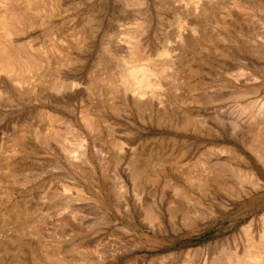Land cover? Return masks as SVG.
<instances>
[{"label": "rangeland", "instance_id": "1", "mask_svg": "<svg viewBox=\"0 0 264 264\" xmlns=\"http://www.w3.org/2000/svg\"><path fill=\"white\" fill-rule=\"evenodd\" d=\"M6 1L0 0V13ZM28 1L34 2L28 9V33L12 35V43H19L13 45L14 51L17 48L14 76H20L25 92L17 95L8 78L0 74V264H264V160L260 159L264 156V112L258 115L261 122L255 117L258 105L264 101V0ZM23 41L30 55H37L40 48L44 50L42 58L50 60L48 69L46 64L41 68L29 60L22 62L19 49ZM124 63H133L145 78L152 77L158 125L149 122L145 101L138 108L111 100L108 87H88L87 82L93 83L97 77L102 79L111 73L118 76L126 69ZM122 73L129 75L126 70ZM64 77L82 85H77L75 95L62 87ZM57 84L64 90L55 87ZM113 104L120 106V115L110 111ZM85 109L104 121L100 131L91 133L81 120ZM47 111L51 119L44 114ZM66 128L69 132L80 130L88 140L87 154L96 163L98 176L102 174L98 157L101 152L107 155L103 158L110 166L105 167L108 181L102 180L101 188L93 178L85 180L83 171L62 156L59 145L68 132ZM53 130H57L55 134ZM38 132L41 134L37 137ZM50 136L53 141L48 140ZM114 136L129 152L126 157L119 153L118 161L113 160L116 166L108 160L111 156L106 145ZM134 151L140 159L134 157ZM151 154L156 167L157 203L152 219L147 217L149 208L145 206L149 201L146 179L141 185L143 193H139L140 209H118L110 200L116 193L133 196L132 186L120 180L130 155L149 171ZM237 164L253 173L234 169ZM72 173L82 178L84 191L80 192V186L69 179ZM117 175L119 184L126 186L110 184L118 180ZM176 184L185 187L183 192L176 191ZM66 186L70 189L64 191ZM80 193L87 201L77 198ZM26 208L35 210L28 223L12 216L15 209ZM36 213L41 214L40 218ZM74 214L83 215V219H72ZM33 216H37L35 220ZM257 250L263 256L260 261L253 257Z\"/></svg>", "mask_w": 264, "mask_h": 264}, {"label": "bare ground", "instance_id": "2", "mask_svg": "<svg viewBox=\"0 0 264 264\" xmlns=\"http://www.w3.org/2000/svg\"><path fill=\"white\" fill-rule=\"evenodd\" d=\"M31 2V1H30ZM30 2L28 1V0H8V1H6V3L4 4V8H3V10H2V12L0 13V29L2 30V35H0V74L2 73L4 76H6L7 78H8V82H11L12 83V87H13V89L15 90L14 92L16 93L17 92V95H20V93L21 92H25V91H23L24 90V88L21 86L22 84H20L21 82L19 81V79H20V76L18 77V78H15V72H16V67H15V63H14V58H16L15 57V51L17 50V48L15 47V51H14V46L15 45H17V44H19V43H17V44H13L12 43V41H13V38H12V35H21L22 36V34H24L26 31H27V26H28V22H31V18L29 19V14H28V9H29V7H30ZM234 2V1H233ZM237 2V1H236ZM236 2H234V3H236ZM239 2V1H238ZM31 3H34V2H31ZM241 3V2H240ZM240 6H242V5H240ZM32 7V6H31ZM238 7V6H237ZM33 13V12H32ZM30 15H33V14H30ZM32 18H33V16H32ZM33 19H35V17L33 18ZM30 20V21H29ZM36 20V19H35ZM27 33H28V31H27ZM25 35V34H24ZM22 39V38H21ZM21 39L19 40V41H21ZM26 39V38H25ZM23 40V39H22ZM26 42H27V40H25ZM29 42H30V40H28ZM14 42V41H13ZM32 42V41H31ZM16 43V42H15ZM21 43V42H20ZM28 43V42H27ZM26 43V45H28ZM34 43V42H33ZM31 44V43H30ZM14 45V46H13ZM25 44H24V41L22 42V46H21V44H20V49H19V51H20V53L19 54H22L21 56H23V57H21L22 58V62H24V60H26V62L28 61V62H30V63H32L34 66H39V67H41V68H43V66L45 65L46 67H47V69L49 68L48 67V64L50 63V60L48 61V59H45V57L44 58H42V56L44 55V54H42V52L44 51H42V48H40V51L38 52H36V53H38L37 55H34L35 53L33 52V50H31L30 52L32 53V55H30V54H28V52H27V49L29 48L28 46H26ZM18 46V45H17ZM33 46V45H32ZM38 47V46H37ZM36 47V48H37ZM34 48V47H33ZM30 49V48H29ZM28 49V50H29ZM65 50H67V48H65ZM68 51V50H67ZM66 51V52H67ZM18 53V52H17ZM47 53V52H46ZM27 54H28V56H27ZM18 55V54H17ZM48 55V54H47ZM26 56V57H25ZM30 56V57H29ZM18 58H19V55L17 56ZM21 58H20V60H21ZM65 59H66V57H65ZM68 60V59H67ZM126 61H128L127 59H125ZM124 60V61H125ZM66 61V60H65ZM19 62V61H18ZM25 62V63H26ZM52 62V61H51ZM102 62V61H101ZM100 62V63H101ZM48 63V64H47ZM53 63H54V61H53ZM62 63V62H61ZM69 63V62H68ZM68 63H66V64H68ZM107 63V62H106ZM127 63V62H126ZM126 63H124V67L123 68H125V66H126V69H122V71L124 70H126V71H129V75L128 76H124L126 73H124V75H123V73H122V71H121V75L120 74H118V76H115V75H113L112 73H111V75H107V77L105 76V69H104V76H105V78L103 79H101V78H99V77H97V78H95V80L93 79V83L92 82H87V84H88V87L90 86V84H93L94 85V88L93 89H95V85H96V88H98V89H102V87H106L105 88V90L107 89V87L109 88V95L111 96V100H112V98H113V100H118L119 102H127V103H129V104H132V105H134V106H136V107H138L139 108V106L143 103V101H145V104H146V106H147V110H148V115L149 116H147V117H149L148 119H149V122L151 121L153 124H156V108L158 109V105L156 106V103H155V94H154V92H153V90H156V89H154L153 88V82H152V80H151V76H149V78H145L144 77V75H143V73H142V75L138 72V67H137V65H134L133 63L131 64V65H129V64H126ZM28 64V63H27ZM60 64V63H59ZM103 64H105V62L103 61ZM110 64V63H109ZM120 64H122V62L120 63ZM120 64H118V65H120ZM30 65V64H29ZM102 65V64H101ZM116 65V64H115ZM115 65H114V68H115ZM123 65V64H122ZM121 65V66H122ZM140 65V64H139ZM144 65V64H143ZM264 65V64H263ZM18 66V65H17ZM24 66V65H23ZM22 66V67H23ZM25 66H26V64H25ZM33 66V67H34ZM44 66V67H45ZM52 66V65H51ZM53 66H55V65H53ZM69 66V65H68ZM104 66V65H103ZM111 66H112V64H111ZM117 66V65H116ZM121 66H119L118 68H120ZM142 66V65H141ZM32 67V66H31ZM32 67V68H33ZM264 67V66H263ZM28 68V67H27ZM36 68V67H35ZM38 68V67H37ZM118 68H117V70H118ZM18 69V68H17ZM29 69V68H28ZM71 69V68H70ZM148 69V68H147ZM20 70H22L21 68H20ZM30 70V69H29ZM33 70V69H32ZM38 70V69H37ZM37 70H34V72H36ZM39 70H40V68H39ZM38 70V71H39ZM42 70V69H41ZM45 70V69H44ZM69 70V69H68ZM73 70V69H72ZM116 70V71H117ZM141 70V69H140ZM31 71V70H30ZM108 71H109V68H108ZM107 71V72H108ZM112 71V70H111ZM119 71V70H118ZM150 71V70H149ZM31 72H33V71H31ZM40 72V71H39ZM70 72V71H69ZM151 72V71H150ZM23 73V72H22ZM43 73V72H42ZM45 73V72H44ZM53 73V72H52ZM64 73V72H63ZM72 73V72H71ZM131 73V74H130ZM18 74V73H17ZM19 74H21V73H19ZM34 75H35V73H33ZM33 74H32V76H33ZM40 74V73H39ZM39 74L37 75V76H39ZM62 74V73H61ZM110 74V73H109ZM146 74H147V71H146ZM43 75V74H42ZM42 75H41V77H42ZM63 75V74H62ZM71 75V74H70ZM1 77H2V75H0ZM60 76V75H59ZM64 76V75H63ZM103 76V75H102ZM5 77V78H6ZM45 77V76H44ZM73 76H71V78H72ZM7 78L5 79V80H7ZM32 78L33 77H31V80H32ZM38 78H40V77H38ZM58 78V77H57ZM71 78H68V77H64V78H62L63 80H62V87H64L65 89H67V91H70V92H78V90H79V88L77 87V85H78V83H77V81L76 80H74V79H71ZM75 78V77H74ZM99 78V79H98ZM154 78V77H153ZM2 79V78H1ZM0 79V80H1ZM24 79V78H23ZM22 79V80H23ZM30 79V78H29ZM33 79H35V77L33 78ZM37 79V78H36ZM52 79V78H51ZM158 79V78H157ZM5 80H3V81H5ZM26 80V79H25ZM40 80H42L41 78H40ZM39 80V81H40ZM24 81V80H23ZM34 81V80H33ZM36 82L38 81V80H35ZM154 81V80H153ZM156 82H159L158 80H155ZM6 83H7V81H5ZM26 82V81H25ZM28 82V81H27ZM35 82V83H36ZM79 83H80V80L78 81ZM28 83H31V81H29ZM27 83V84H28ZM37 83H39V82H37ZM26 84V85H27ZM82 84V83H81ZM80 84V85H81ZM85 84V83H84ZM163 84H165V83H163ZM9 85H10V83H9ZM8 85V86H9ZM23 85H24V83H23ZM29 85H33V83L32 84H29ZM29 85L28 86H26V87H29ZM86 85V84H85ZM160 85V84H159ZM166 85V84H165ZM56 86H58V84L57 85H55V87ZM79 86V85H78ZM155 86V85H154ZM11 87V86H10ZM11 87V88H12ZM35 87V86H34ZM59 87V86H58ZM62 87H59V88H62ZM79 87H82V85L81 86H79ZM86 87V86H85ZM91 87V86H90ZM89 87V88H90ZM93 87V86H92ZM91 87V88H92ZM4 88V87H3ZM7 88V87H6ZM5 88V89H6ZM10 88V89H11ZM37 88V87H36ZM59 88H57V92H58V90H59ZM64 88H62L63 90H64ZM167 88V87H166ZM2 89V88H1ZM12 89V90H13ZM23 89V90H22ZM37 89H39V88H37ZM86 89H87V87H86ZM104 89V88H103ZM7 90H8V88H7ZM56 90V89H55ZM8 91H10V90H8ZM27 91V90H26ZM30 91V90H29ZM31 91H33L34 92V90H31ZM31 91H30V93H31ZM36 91V90H35ZM39 91V90H38ZM87 91V90H86ZM92 91H94L95 92V90H92ZM102 91H104V90H102ZM39 92H41V91H39ZM39 92H37V93H39ZM60 92V91H59ZM62 92H64V91H62ZM156 92V91H155ZM26 93H28V91L26 92ZM89 93V92H88ZM103 93V92H102ZM105 93V92H104ZM107 93H108V91H107ZM14 94V93H13ZM25 94V93H24ZM29 94V93H28ZM41 94H43V93H41ZM90 94V93H89ZM95 94V93H94ZM16 95V94H15ZM40 95V94H39ZM39 95H37L38 97H39ZM73 95H75V93L73 94ZM80 95V94H79ZM84 95V94H83ZM97 95V94H96ZM103 95V94H102ZM108 95V96H109ZM158 95V94H157ZM24 96H27V95H24ZM30 96V95H29ZM17 97V96H16ZM35 96H33L32 98H34ZM104 97V96H103ZM85 98V97H84ZM87 98V97H86ZM91 98V97H90ZM94 98V97H93ZM95 98H96V96H95ZM94 98V99H95ZM142 98H145V100H142ZM159 98V97H158ZM99 99V98H98ZM157 99V98H156ZM262 99V98H261ZM264 99V98H263ZM84 100V99H83ZM86 100V99H85ZM84 100V101H85ZM107 100V99H106ZM257 101H258V99H256ZM158 101V100H157ZM256 101V102H257ZM262 101V100H261ZM80 102H82V101H80ZM101 102H103V100L101 101ZM121 102V103H122ZM255 102V103H256ZM93 103H96V102H93ZM92 103V104H93ZM98 103V102H97ZM121 103H120V106H121ZM259 103H260V101H259ZM79 104H81V103H79ZM89 104H91V102L89 103ZM106 104V103H105ZM117 104V103H116ZM85 105V104H84ZM102 105V104H101ZM111 105H112V103H111ZM123 105H124V103H123ZM143 105V104H142ZM258 105V104H257ZM80 106V105H79ZM86 106V105H85ZM99 106V105H98ZM108 106L110 107V105L108 104ZM119 106V107H120ZM145 106V105H144ZM143 106V107H144ZM243 106H249V104L248 105H243ZM254 106V105H253ZM252 106V107H253ZM256 106V105H255ZM88 107V106H87ZM103 107V106H102ZM101 107V108H102ZM108 107V108H109ZM117 105H115V104H113V107H112V109H110V111L111 112H113V115L114 114H118L119 112H118V108H119ZM136 107H134V108H136ZM241 107V106H240ZM251 107V108H252ZM82 108V107H81ZM86 108V107H85ZM95 108V107H94ZM93 108V109H94ZM141 108V107H140ZM239 108V107H238ZM250 108V109H251ZM38 109H40V108H38ZM88 109V108H87ZM145 109V110H146ZM249 109V110H250ZM79 110H80V108H79ZM89 110V109H88ZM88 110H83V112H82V114H81V116H82V118H81V120L83 119V122L92 130L91 131V133L93 132V131H100V126H102L101 125V123H102V119H99V116L98 115H96V116H94V115H92ZM91 110H92V108H91ZM120 110V109H119ZM123 110H124V108H123ZM141 110V109H140ZM139 110V111H140ZM144 110V109H143ZM167 111H168V109H166ZM239 110H241V108L239 109ZM238 110V111H239ZM248 110V111H249ZM255 110H256V108H255ZM93 111V110H92ZM107 111V110H106ZM106 111H103L102 112V114H104V112H106ZM36 112H38V111H36ZM142 112V111H141ZM161 112V111H160ZM163 112V111H162ZM254 113H255V111H253ZM263 112H264V101L263 102H261L259 105H258V107H257V110H256V113H258V114H256L257 116H255L256 118H258V115H259V113H262L263 114ZM41 113V112H40ZM43 113V112H42ZM93 113H95V112H93ZM97 113V112H96ZM99 113V112H98ZM108 113H109V111H108ZM124 113V112H123ZM143 113H144V111H143ZM143 113H138V114H140L139 116H141ZM238 113V112H237ZM44 114H46L47 116L46 117H49L50 119H51V117H50V113L47 111V112H45ZM100 114V113H99ZM110 114V113H109ZM121 113H119L118 115H120ZM137 114V115H138ZM147 114V113H146ZM163 114V113H162ZM35 115H37L36 113H35ZM52 115V114H51ZM111 115V114H110ZM123 115V114H122ZM243 115H245V114H243ZM54 116V115H53ZM103 116V115H102ZM247 116V115H246ZM259 116H261V115H259ZM39 117V116H38ZM42 117H43V115H42ZM59 116H57V118H58ZM62 117V116H61ZM113 117V116H112ZM118 117V116H117ZM158 117V116H157ZM167 117H168V115H167ZM190 116H188V118H189ZM253 117V116H252ZM255 117H254V119H255ZM64 117H62L61 119H63ZM103 118V117H102ZM122 118H124V116H122ZM160 118H163L162 116L160 117ZM187 118V117H186ZM187 118V119H188ZM242 118V117H241ZM36 119H37V117H36ZM49 119V120H50ZM52 119H56V118H52ZM59 120H61L60 118H58ZM65 119V118H64ZM63 119V120H64ZM105 119V118H104ZM158 119V118H157ZM185 119V118H184ZM250 119V118H249ZM249 119H247V120H249ZM259 119V118H258ZM261 119V118H260ZM259 119V120H260ZM43 120V119H42ZM47 120V119H46ZM63 120H62V122H63ZM66 120V119H65ZM102 120V121H101ZM107 120V119H106ZM105 120V121H106ZM111 120V119H110ZM110 120H108V121H110ZM114 120V119H113ZM115 120H116V118H115ZM126 120V119H125ZM142 120H144L143 118H142ZM169 120V119H168ZM257 120V119H256ZM264 120V119H263ZM45 121V120H44ZM57 121V120H56ZM107 121V122H108ZM117 121V120H116ZM127 121V120H126ZM146 121H147V119H146ZM162 121V120H161ZM190 121V120H189ZM192 121V120H191ZM245 121H246V119H245ZM251 121V120H250ZM254 121V120H253ZM55 122V121H54ZM67 122V121H66ZM112 122V121H111ZM133 122V121H132ZM131 122V123H132ZM168 122V121H167ZM188 122V121H187ZM236 122V121H235ZM234 122V123H235ZM257 122V121H256ZM260 122H261V120H260ZM264 122V121H263ZM262 122V123H263ZM48 123V122H47ZM50 123V122H49ZM48 123V124H49ZM58 123V122H57ZM60 123V122H59ZM65 123V122H64ZM84 123H82V124H84ZM103 123H104V121H103ZM106 123V122H105ZM118 123H120V122H118ZM148 123V122H147ZM159 123V122H158ZM163 123H165V122H163ZM171 123L172 122H170V126H171ZM173 123H174V121H173ZM186 123V122H185ZM189 123V122H188ZM246 123V122H245ZM66 124V123H65ZM68 124V123H67ZM66 124V125H67ZM84 124V125H85ZM113 124V123H112ZM134 125H135V123H133ZM168 124V123H167ZM182 124H183V121H182ZM222 124V123H221ZM223 124H225V123H223ZM236 125L238 124V123H235ZM258 124V123H257ZM256 124V125H257ZM261 124V123H260ZM56 125H59V124H56ZM69 125H70V123H69ZM68 125V126H69ZM106 125H107V123H106ZM106 125H104V127L106 126ZM108 125H110V124H108ZM107 125V126H108ZM119 125V124H118ZM156 125H158V124H156ZM179 125L181 126V124L179 123ZM259 125V124H258ZM62 126H64V125H62ZM68 126H67V128H68ZM111 126V125H110ZM183 126V125H182ZM181 126V127H182ZM246 126H248V125H246ZM253 126V125H252ZM260 126V125H259ZM258 126V127H259ZM261 126H262V124H261ZM50 127H52L51 125H50ZM55 127V126H54ZM66 127V126H65ZM73 127V126H72ZM84 127V126H83ZM116 127V126H115ZM114 127V128H115ZM158 127V126H157ZM184 127V126H183ZM249 127H250V125H249ZM257 127V126H256ZM256 127H254V128H256ZM29 128V127H28ZM47 128H48V125H47ZM64 128V127H63ZM66 128V129H67ZM70 128H71V126H70ZM87 128V127H86ZM106 128V127H105ZM109 128H111V127H109ZM113 128V127H112ZM234 128V127H233ZM261 128V127H260ZM30 129V128H29ZM34 129H36V128H33V131H34ZM50 129H54L53 127L52 128H50ZM56 129V128H55ZM75 129V128H74ZM88 129V128H87ZM87 129H86V131H87ZM117 129V128H116ZM249 129V128H248ZM251 129V128H250ZM258 129V128H257ZM256 129V130H257ZM58 130V129H57ZM57 130H53V133L55 134V132L57 131ZM70 131V129H67V131ZM106 130V129H105ZM120 130V129H119ZM119 130H118V133H119ZM224 130V129H223ZM234 130V129H233ZM259 130V129H258ZM258 130H257V133H258ZM24 131H26V130H24ZM31 132H33L32 130H30ZM41 131V130H40ZM45 131V130H44ZM46 131H48V129H46ZM45 131V132H46ZM68 131V132H69ZM101 131H102V129H101ZM107 131V130H106ZM114 131H116V130H114ZM113 131V133H116V132H114ZM225 131V130H224ZM254 131V130H253ZM260 131V130H259ZM264 131V130H263ZM23 132V131H22ZM28 132V131H27ZM35 132V131H34ZM43 132V131H42ZM67 132V134H66V136L64 137V141H63V143L62 144H60L59 145V150L62 152V156L64 155L65 156V158H66V161L71 165V166H76V168L78 167L79 169H81L82 171H83V173H84V176L85 177H83V178H86L85 180H87L88 178H93V180H95L96 181V183H97V185L98 186H100L101 184H102V180H103V182L105 181V180H107L108 181V173H107V170H108V168H106L105 169V167H107L108 166V162H107V159L105 158L107 155H105L104 153H102L101 152V154H100V156L98 157V159H99V165H100V168H101V172H102V174H101V176H98L97 175V170H98V168H97V166H96V163H94L92 160H91V158H89L88 157V154H87V152H88V145H87V139L84 137V135H83V133L82 132H80V130L79 131H73L72 132V130H71V132H69L68 133ZM90 132V131H89ZM88 131H87V133H89ZM121 132V131H120ZM123 132V131H122ZM133 132V131H132ZM132 132H131V135H132ZM155 132V131H154ZM39 133L40 132H38V134L37 133H35V134H37V137H38V135H39ZM47 133H49V132H47ZM58 133V132H57ZM57 133H56V135H57ZM61 133H63V132H61ZM66 133V132H65ZM94 133V132H93ZM107 133V132H106ZM105 133V134H106ZM135 133V132H134ZM137 133H138V131H137ZM230 133V132H229ZM228 133V135H230ZM260 133H261V131H260ZM34 134V135H35ZM41 134V133H40ZM50 134V133H49ZM52 134V133H51ZM59 134H60V131H59ZM64 134V133H63ZM86 134V133H85ZM117 134V133H116ZM156 134V133H155ZM254 134V133H253ZM252 134V135H253ZM259 134V133H258ZM257 134V135H258ZM34 135H33V137H34ZM56 135H55V137H56ZM62 135V134H61ZM87 135H91V134H87ZM106 135H108V133L106 134ZM109 135H110V133H109ZM114 135V134H113ZM119 135H121L120 133H119ZM129 135V134H128ZM131 135H129L130 136V138H131ZM136 135V134H135ZM142 135V134H141ZM140 135V136H141ZM147 135V134H146ZM152 135V134H151ZM150 135V136H151ZM255 135H256V133H255ZM46 136H48V135H46ZM60 136V135H59ZM63 136V135H62ZM112 136V135H111ZM134 136V135H133ZM145 136V135H144ZM254 136V135H253ZM91 137V136H90ZM96 137H97V135H96ZM107 137V136H106ZM109 138H110V136H108ZM115 138H112V139H110V141L108 142V144H106V145H108V148H107V150H108V152H110V153H108V154H110V156H111V158L110 159H108V160H112V163H113V166L115 165L116 166V164H114V162H113V160H117L118 161V159H117V156L119 157L121 154L122 155H124L125 157L128 155V151L124 148V142L123 141H121V140H118L119 139V137L117 138V136H114ZM128 137V136H127ZM158 137V136H157ZM169 137H171V136H169ZM169 137H167V138H169ZM255 137H257V136H255ZM255 137H253V138H255ZM35 138V137H34ZM40 138H42V136L40 137ZM49 138H51V136L49 137ZM48 138V140L50 141H53L52 140V138L51 139H49ZM54 138V137H53ZM58 138V137H57ZM63 138V137H62ZM61 138V139H62ZM116 138H117V140L118 141H116ZM172 138V137H171ZM252 138V139H253ZM258 138H260V136L258 137ZM43 139V138H42ZM55 139V138H54ZM60 139V137H59V140H61ZM90 139H92V138H90ZM106 139H108V138H106ZM149 139V138H148ZM153 139H154V137H153ZM263 139V138H262ZM262 139H260V141L262 140ZM33 140V139H32ZM35 140V139H34ZM39 140H41V139H39ZM38 140V141H39ZM87 140V141H86ZM97 140H98V138H97ZM140 140V139H139ZM144 141L146 140V139H143ZM167 140V139H166ZM171 140V139H170ZM169 140V141H170ZM254 140H256V138L254 139ZM23 141V140H22ZM43 141H47V140H43ZM94 141H96V140H94ZM119 141H121L120 143H118ZM137 141V140H136ZM144 141H141V142H144ZM152 141V140H151ZM150 141V142H151ZM165 141V140H164ZM167 142V143H170V142ZM173 141V140H172ZM257 141V140H256ZM263 141V140H262ZM33 142V141H32ZM98 142V141H97ZM100 142V141H99ZM128 142H129V140H128ZM148 142H149V140H148ZM255 142V141H254ZM20 143H21V141H20ZM23 143V142H22ZM49 143V142H48ZM61 143V142H60ZM93 143V142H92ZM104 143V142H103ZM137 143H139V142H136L135 144H137ZM145 143V144H144ZM143 144L144 145H146V143L147 142H144ZM156 143V142H155ZM260 142L258 141L256 144H259ZM262 143V142H261ZM24 144V143H23ZM42 144H44L45 145V142L44 143H42ZM55 144V143H54ZM98 144V143H97ZM151 144V143H150ZM149 144V145H150ZM163 144H165V143H163ZM255 144V145H256ZM52 144H50L49 146H51ZM58 145V144H57ZM56 145V146H57ZM93 145V144H92ZM95 145H96V143H95ZM99 145H100V143H99ZM157 145V144H156ZM170 145V144H169ZM254 145V146H255ZM223 146V145H222ZM228 146V145H227ZM226 146V147H227ZM249 146V145H248ZM254 146L252 147V148H254ZM259 146V145H258ZM258 146L257 147H255V148H257L258 149ZM52 148H53V146H51ZM93 147V146H92ZM143 147V146H142ZM147 147V146H146ZM155 147V146H154ZM153 147V148H154ZM213 147V146H212ZM224 147V146H223ZM264 147V146H263ZM106 148V147H105ZM138 148V147H137ZM152 148V149H153ZM215 147H213V149H214ZM251 148V149H252ZM259 148H261V146L259 147ZM54 149H55V146H54ZM97 149V148H96ZM156 149V148H155ZM228 149V148H227ZM78 150H80V153H78ZM92 150V149H91ZM133 150V149H132ZM135 150V149H134ZM144 150V149H143ZM148 150V149H147ZM220 150V149H219ZM255 150V149H254ZM263 150V149H262ZM102 151V150H101ZM120 151V152H119ZM138 152H140L139 150H137ZM253 151V150H252ZM257 151H259V149L257 150ZM57 152V151H56ZM96 152V151H95ZM99 152V151H98ZM107 152V151H106ZM141 152H142V150H141ZM145 152V151H144ZM147 152V151H146ZM119 153H121V154H119ZM131 153V152H130ZM133 154H134V157L135 156H137V155H135L137 152L136 151H134V152H132ZM131 153V154H132ZM148 153V152H147ZM218 153V152H217ZM256 153H258L259 154V152H256ZM91 154V153H90ZM215 154V153H214ZM219 154H221V153H218L217 155H219ZM258 154H256V156L258 155ZM93 155V154H92ZM60 156V155H59ZM103 156H105L104 158L106 159H104L103 158ZM109 156V157H110ZM123 156V157H124ZM133 156V155H132ZM141 156V155H140ZM140 156H137V157H139V159H140ZM153 155L151 154V156L149 157V159H150V167H149V171H145L144 170V168L142 167V165H141V162H140V164L138 163V160L135 158V159H133V158H131V155H130V158H129V160H128V168H127V171H126V173L123 175V177H121L120 176V180L122 181V182H124L127 186L130 184L131 186H132V188H133V196L130 198V197H128L127 196V193H116V194H112V196H111V198H110V200L114 203V204H116L115 206L116 207H118V209H119V207H121V209H124V210H129L130 208H132V210L133 211H135V210H138V209H140V207H139V204H141V203H139V193L140 192H142V189H141V185H143L142 184V182H144L143 180L144 179H146V180H148V183H149V201H148V204H146L145 206H147L148 205V208H149V216H147L148 218H153L154 216H155V212H157L156 211V200H155V185L154 184H156V182H155V166H154V159H152L153 157H152ZM263 156V155H262ZM262 156H260V159L261 158H263V160H264V156L262 157ZM144 158L146 157V156H143ZM156 157V156H155ZM154 157V158H155ZM258 157V156H257ZM95 158V157H94ZM121 158V157H120ZM128 158V157H127ZM142 158V157H141ZM259 158V157H258ZM80 159V160H79ZM104 159V160H103ZM122 159V158H121ZM219 159V158H218ZM127 160H125V161H127ZM137 160V161H136ZM147 160H148V158H147ZM121 161V160H120ZM145 161V159L143 160V162ZM217 161H219V160H217ZM259 161V160H258ZM107 162V163H106ZM206 162V161H205ZM221 162V161H220ZM235 162V161H234ZM238 162V161H237ZM241 162H242V160H241ZM261 162H263V161H261ZM127 163V162H126ZM146 163V162H145ZM144 163V164H145ZM165 163V162H164ZM218 163V162H217ZM245 163V162H244ZM264 163V162H263ZM167 164V163H166ZM203 164V163H202ZM9 165H11V164H9ZM8 165V166H9ZM110 165V164H109ZM201 165V164H200ZM205 165V164H204ZM245 165V164H244ZM71 166H70V168H71ZM112 166V165H111ZM117 166H118V164H117ZM123 166H125V165H123ZM235 166V165H234ZM243 166V165H242ZM3 167H6V166H3ZM108 167H110V166H108ZM201 167V166H200ZM250 167V166H249ZM205 168V167H204ZM105 169V170H104ZM111 169V168H110ZM109 169V170H110ZM147 169H148V167H147ZM146 169V170H147ZM164 169V168H163ZM172 169V168H171ZM170 169V170H171ZM203 169V168H202ZM234 169H237V170H243L242 172L244 173V174H252L253 172H252V170L251 169H248V168H246V169H244V168H242L241 166H240V164H237L236 166H235V168ZM116 170V169H115ZM126 170V169H125ZM160 170V169H159ZM166 170V169H165ZM201 170V169H200ZM73 171H74V169H73ZM161 171V170H160ZM160 171H159V173H160ZM209 171V170H208ZM203 172V171H202ZM201 172V173H202ZM67 173V172H66ZM69 173V172H68ZM75 173H76V171H75ZM116 173V172H115ZM123 173V172H122ZM164 173V172H163ZM206 173V172H205ZM70 174V173H69ZM69 174H66V175H69ZM73 174V175H72ZM71 175H69V179L71 178L73 181V183L75 184V185H79L80 186V184L82 183V178H80L79 176H76L74 173H72ZM209 174H210V172H209ZM80 175V174H79ZM116 175V174H115ZM157 175V174H156ZM166 175H168V174H166ZM189 175V174H188ZM213 175V174H212ZM64 176V175H63ZM118 176V175H117ZM159 176V175H158ZM164 176H165V174H164ZM169 176V175H168ZM200 176V175H199ZM215 176V175H214ZM193 177V176H192ZM207 178H208V176H206ZM111 178V177H110ZM115 178V177H114ZM118 178V180L117 179H114L115 180V182H114V180H112L111 181V183L110 184H113V185H115V184H119V182H120V180H119V176L117 177ZM192 179H195L194 177L192 178ZM191 179V180H192ZM202 179H204V178H202ZM219 179V178H218ZM92 180V179H91ZM92 180V181H93ZM111 180V179H110ZM167 180V179H166ZM169 180V179H168ZM190 180V181H191ZM210 180V179H209ZM214 180V179H213ZM220 180V179H219ZM187 181V180H186ZM193 181V180H192ZM199 181H202V180H199ZM198 181V182H199ZM222 181V180H221ZM223 182V181H222ZM222 182H220V184L222 185V184H224L225 183V181H224V183H222ZM193 183V182H192ZM191 183V184H192ZM194 183H196V182H194ZM206 183V182H205ZM210 183V182H209ZM218 181H217V185H218ZM91 184V183H90ZM120 184H122V183H120ZM120 184H119V186H120ZM147 184V183H146ZM166 184H167V181H166ZM212 184V183H211ZM216 184V183H215ZM214 184V185H215ZM226 184V183H225ZM225 184H224V186H225ZM67 185V184H66ZM85 185V184H84ZM96 185V186H97ZM108 185H109V183H108ZM123 186H126V185H124V184H122ZM145 185V184H144ZM193 185V184H192ZM198 185V184H197ZM202 185V183L201 184H199V186H201ZM208 185H210V184H208ZM214 185H212L213 187H215ZM63 186H65V185H63ZM67 186H69V185H67ZM63 187L65 190L64 191H66L67 189H70L69 187ZM86 186V185H85ZM93 186V185H92ZM116 186H118V185H116ZM122 186V187H123ZM162 186H163V184H162ZM172 186V185H171ZM204 186V185H203ZM211 186V185H210ZM95 187V186H94ZM102 187V185L100 186V188ZM113 187V186H112ZM121 187V188H122ZM164 187H165V184H164ZM167 187V186H166ZM175 187H176V191H182L183 189L182 188H185V187H181V185H179V184H176L175 185ZM192 187H194V186H192ZM198 187V186H197ZM227 187V186H226ZM62 188V189H63ZM80 190V192H82V190L84 191V188L82 187V186H80V187H78ZM88 188V187H87ZM97 188V187H96ZM114 188H115V186H114ZM174 188V187H173ZM203 188V187H202ZM204 188H205V186H204ZM204 188H203V190H204ZM116 189V188H115ZM114 189V190H115ZM118 189V188H117ZM124 189H126V188H124ZM140 189H141V191H140ZM189 189H190V187H189ZM194 189V188H193ZM192 189V190H193ZM198 189H199V187H198ZM97 190V189H96ZM122 190V189H121ZM185 190V189H184ZM191 190V191H192ZM88 191V190H87ZM129 191H130V189H129ZM148 191V190H147ZM173 191V190H172ZM189 191V190H188ZM187 191V192H188ZM194 191H195V189H194ZM113 192V191H112ZM183 192V191H182ZM110 193H111V191H110ZM143 193V192H142ZM181 193V192H180ZM189 193V192H188ZM81 194V193H80ZM141 194V193H140ZM79 195V194H78ZM131 195V194H130ZM89 197H91V196H89ZM77 198H79V199H84L85 198V200L87 201V197H84L82 194L81 195H79ZM93 198V197H92ZM89 199V198H88ZM125 200V201H124ZM93 201V200H92ZM124 201V202H123ZM142 201V200H141ZM83 202V201H82ZM89 202V201H88ZM14 204V203H13ZM87 204V203H86ZM14 207V206H13ZM9 208V207H8ZM18 209H19V207H17ZM12 209V208H11ZM135 209V210H134ZM23 211H17L16 209H15V211H13V215L11 214V212L9 213V214H11L12 216H15V218H21V219H23L24 220V222L26 221H31V219H30V217L34 214V212H35V210H33V209H28V208H26V209H22ZM123 210V212H125ZM130 211V210H129ZM141 211H143V210H141ZM40 213H41V211H39ZM122 212V211H121ZM131 212V211H130ZM139 213V212H138ZM141 213V212H140ZM146 213V212H145ZM148 213V212H147ZM8 214V215H9ZM37 214V213H36ZM77 214V213H76ZM76 214H74V215H71V218L72 219H75V220H78V219H83V218H80V217H82V216H78L77 217V215ZM102 214H104V213H102ZM38 215V217L41 215V214H37ZM105 215V214H104ZM131 215V214H130ZM143 215V214H142ZM68 216V215H67ZM99 216V215H98ZM101 216V215H100ZM103 216V215H102ZM144 216H145V214H144ZM144 216H143V219H144ZM37 217V216H36ZM36 217H34L33 216V220H35L36 219ZM89 217V216H88ZM40 218V217H39ZM42 218V217H41ZM65 218V217H64ZM63 218V219H64ZM101 218H103L104 219V217H101ZM139 218V217H138ZM137 218V219H138ZM98 219H99V217H98ZM116 219V218H115ZM39 220V219H38ZM37 220V221H38ZM41 220V219H40ZM39 220V221H40ZM131 220H133V219H131ZM134 220H136V219H134ZM141 220V219H140ZM0 221H1V219H0ZM19 221H22V220H19ZM146 222H148L147 220H145ZM23 222V221H22ZM20 223V222H19ZM28 223V222H27ZM25 224V223H24ZM25 226H26V224H25ZM28 226V225H27ZM28 228H31L30 226L29 227H27V229ZM26 229V230H27ZM31 230V229H30ZM28 231V230H27ZM31 232V231H30ZM49 252L50 251H48V252H46V253H48L49 254ZM253 252H256L255 254H254V256L253 257H256V259L258 260V261H260V260H262L263 259V256H262V254H261V252L259 251V250H257V251H253ZM45 253V254H46ZM47 254V255H48ZM99 259V258H98ZM18 260V259H17ZM88 260V259H87ZM86 260V261H87ZM102 260V259H101ZM90 261V260H89ZM82 263H84L83 261H81ZM88 262V261H87ZM97 262V261H96ZM89 263H91V262H89ZM88 263V264H89ZM86 264V263H85Z\"/></svg>", "mask_w": 264, "mask_h": 264}]
</instances>
